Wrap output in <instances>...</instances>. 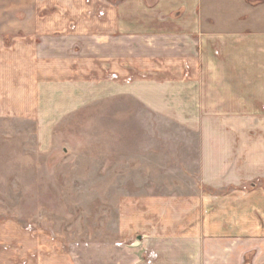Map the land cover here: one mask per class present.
<instances>
[{"label":"crops","instance_id":"crops-1","mask_svg":"<svg viewBox=\"0 0 264 264\" xmlns=\"http://www.w3.org/2000/svg\"><path fill=\"white\" fill-rule=\"evenodd\" d=\"M14 5L0 25V115L50 131L129 95L179 125L184 146L198 140L201 185L149 186L125 205L117 242L89 244L84 263L72 250L37 264H264V0ZM14 256L0 249V264Z\"/></svg>","mask_w":264,"mask_h":264},{"label":"rangeland","instance_id":"rangeland-1","mask_svg":"<svg viewBox=\"0 0 264 264\" xmlns=\"http://www.w3.org/2000/svg\"><path fill=\"white\" fill-rule=\"evenodd\" d=\"M16 1L0 0V25ZM56 118L40 131L0 115V249L13 264L72 250L84 263L89 244L117 242L125 205L149 186L166 195L201 185L198 140L186 136L193 144L184 146L181 127L136 98H96Z\"/></svg>","mask_w":264,"mask_h":264}]
</instances>
